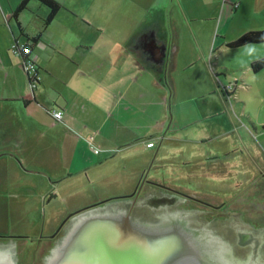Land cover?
<instances>
[{"label": "crops", "instance_id": "crops-1", "mask_svg": "<svg viewBox=\"0 0 264 264\" xmlns=\"http://www.w3.org/2000/svg\"><path fill=\"white\" fill-rule=\"evenodd\" d=\"M21 1L0 0L1 233H15L12 222L28 223L33 205L43 217L35 233H56L67 219L64 234L68 217L85 207L127 211L139 187L131 215L151 221L148 214L169 208L160 198L177 191L145 172L152 136L161 143L172 123L182 125L168 115L177 99L167 76L198 62L213 73L207 57L220 59L238 48L226 43L264 29V0H56L61 7L47 24L45 4L29 0L15 13ZM15 41L31 46L39 77L33 91L11 51ZM247 48L248 67L264 58L260 47ZM88 135L99 151L89 148ZM259 147L254 154L245 145V154L264 159V140ZM192 206L196 213L199 205ZM233 210L264 222L248 204ZM60 239L41 236L37 264Z\"/></svg>", "mask_w": 264, "mask_h": 264}, {"label": "rangeland", "instance_id": "rangeland-1", "mask_svg": "<svg viewBox=\"0 0 264 264\" xmlns=\"http://www.w3.org/2000/svg\"><path fill=\"white\" fill-rule=\"evenodd\" d=\"M247 47H260V53H264V42L232 48L220 59L207 57L213 73L198 62L192 68H179L170 74L173 80L167 76L177 99L168 115L180 117L177 122L182 125L176 128L172 123L161 143L152 136L156 146L145 172L155 174L164 186L184 196L181 205L168 209H178L192 227L195 223L190 209L198 199L217 205L243 196L245 201H252V212L264 215V159L256 158V163L244 151L246 145L255 154L264 140V68L253 72L248 67L251 55L246 54ZM214 106L222 108L218 114L214 113ZM24 192L29 196L34 191L27 188ZM32 202L36 204L35 200ZM40 210L43 213L42 207ZM30 217L28 223H10L15 233H2L6 238L15 235L8 243L13 245L17 264H26V258L37 264L34 248L42 235L47 237V233H35L43 217L33 205ZM200 225L221 242L225 256L229 245L214 231L215 226L206 221Z\"/></svg>", "mask_w": 264, "mask_h": 264}, {"label": "water", "instance_id": "water-1", "mask_svg": "<svg viewBox=\"0 0 264 264\" xmlns=\"http://www.w3.org/2000/svg\"><path fill=\"white\" fill-rule=\"evenodd\" d=\"M140 190L127 211L85 207L70 215V225L44 264H229L221 242L206 229L190 226L180 212L158 222L134 218ZM183 198L173 191L159 201L169 207ZM3 246L0 264H17L13 245Z\"/></svg>", "mask_w": 264, "mask_h": 264}, {"label": "flooded vegetation", "instance_id": "flooded-vegetation-1", "mask_svg": "<svg viewBox=\"0 0 264 264\" xmlns=\"http://www.w3.org/2000/svg\"><path fill=\"white\" fill-rule=\"evenodd\" d=\"M242 197L243 196H237L226 203L217 205L204 204L199 199L198 201H194L193 203L198 204L199 207L195 208L196 213L193 211L192 223H195L193 226L198 228H203L202 225H200L203 221H206L208 225L215 226L216 229H214V231L219 237L227 241L229 245V250L225 251V257L229 264H264V222L261 223L257 221V219L255 220V218H259V214H256L257 217L255 216L252 220L248 219L241 211L233 210L234 206L240 204H248L249 207L253 204L252 201H248L247 197L246 201L242 199ZM237 199H239L238 202L236 201ZM180 201L169 207L181 205ZM257 205L259 204L257 203ZM181 208L183 207L181 206ZM177 210L178 209L163 210L148 214V217H151V221L158 222L169 215V212L174 214L178 212ZM258 210L261 211V209ZM65 223L66 221L61 223L57 232L48 235L45 241H51L59 236L62 237L63 233L60 232L64 228ZM5 236L6 235L0 233V245H4L9 239H15V235L13 234L9 235L7 238ZM38 244L35 248L34 255H36V251L39 250L40 246ZM41 258L44 262L45 257L43 256Z\"/></svg>", "mask_w": 264, "mask_h": 264}, {"label": "trees", "instance_id": "trees-1", "mask_svg": "<svg viewBox=\"0 0 264 264\" xmlns=\"http://www.w3.org/2000/svg\"><path fill=\"white\" fill-rule=\"evenodd\" d=\"M29 0H22L20 4L17 6L15 13L24 9ZM42 4H45L49 8V12L47 16L44 18V23H49L57 11L60 9L61 5L56 0H38ZM264 42V29L260 30H248L241 35H239L236 39L226 43L227 47H240L247 44H258ZM264 68V58L258 59L251 63L250 69L253 72H258ZM264 128V124H263Z\"/></svg>", "mask_w": 264, "mask_h": 264}, {"label": "built area", "instance_id": "built-area-1", "mask_svg": "<svg viewBox=\"0 0 264 264\" xmlns=\"http://www.w3.org/2000/svg\"><path fill=\"white\" fill-rule=\"evenodd\" d=\"M236 4V3H234ZM11 51L21 56V66L22 69L27 77L28 85L30 89L33 91V89L36 87L37 82L39 80L38 77V68L37 64L32 56L31 52V46L28 44L25 45H19L16 41L13 42L11 46ZM231 87V85H230ZM51 115L56 121H62L63 111L61 109H54L51 110ZM88 146L91 150L97 152L99 151V148L94 144L93 142V136L88 135L87 137ZM148 146H153L154 142H148Z\"/></svg>", "mask_w": 264, "mask_h": 264}, {"label": "bare ground", "instance_id": "bare-ground-1", "mask_svg": "<svg viewBox=\"0 0 264 264\" xmlns=\"http://www.w3.org/2000/svg\"><path fill=\"white\" fill-rule=\"evenodd\" d=\"M213 236V235H212Z\"/></svg>", "mask_w": 264, "mask_h": 264}]
</instances>
